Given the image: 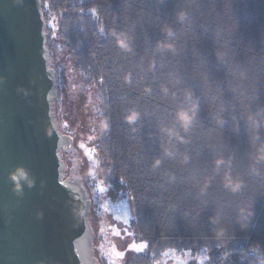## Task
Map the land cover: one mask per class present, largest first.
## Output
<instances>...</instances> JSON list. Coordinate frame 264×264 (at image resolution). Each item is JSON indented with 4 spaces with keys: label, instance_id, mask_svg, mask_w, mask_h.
I'll return each instance as SVG.
<instances>
[{
    "label": "trees",
    "instance_id": "16d2710c",
    "mask_svg": "<svg viewBox=\"0 0 264 264\" xmlns=\"http://www.w3.org/2000/svg\"><path fill=\"white\" fill-rule=\"evenodd\" d=\"M40 2L50 68L69 51L81 85L98 91L101 168L130 198V227L147 245L125 264H163L170 253L264 264V0ZM58 101L67 165L73 138ZM185 111L195 113L187 128Z\"/></svg>",
    "mask_w": 264,
    "mask_h": 264
},
{
    "label": "water",
    "instance_id": "95a60500",
    "mask_svg": "<svg viewBox=\"0 0 264 264\" xmlns=\"http://www.w3.org/2000/svg\"><path fill=\"white\" fill-rule=\"evenodd\" d=\"M45 27L40 0H0V264H94L77 157L60 156Z\"/></svg>",
    "mask_w": 264,
    "mask_h": 264
},
{
    "label": "rangeland",
    "instance_id": "374dc122",
    "mask_svg": "<svg viewBox=\"0 0 264 264\" xmlns=\"http://www.w3.org/2000/svg\"><path fill=\"white\" fill-rule=\"evenodd\" d=\"M55 32L57 22H53ZM52 69L57 71L58 110L66 132L76 134L73 152L77 157L78 173L88 193V222L93 229V253L100 264H125L128 256L143 252L145 243L130 227L133 217L129 197L115 194L105 180L102 164L104 154L96 148L98 127V91L84 88L81 77L73 69L69 51L53 57ZM65 178V172H64ZM94 231V232H93ZM163 264H196L188 254L170 253Z\"/></svg>",
    "mask_w": 264,
    "mask_h": 264
},
{
    "label": "clouds",
    "instance_id": "9594fccd",
    "mask_svg": "<svg viewBox=\"0 0 264 264\" xmlns=\"http://www.w3.org/2000/svg\"><path fill=\"white\" fill-rule=\"evenodd\" d=\"M118 43L120 44L121 47H125V48L127 47V43L124 40H119ZM136 118H137L136 115L133 114L132 116L128 117V120L129 122H134ZM179 118L182 121L183 126L187 128L191 125L193 119L195 118V113L193 112L192 115H189V113L186 111L181 112L179 115ZM24 176H25V173L22 170H18V173L13 176V180L18 181L20 178H23ZM245 211L246 210L243 208L240 209L241 216L245 214ZM213 223H218V221L214 220Z\"/></svg>",
    "mask_w": 264,
    "mask_h": 264
},
{
    "label": "snow or ice",
    "instance_id": "6c2138e0",
    "mask_svg": "<svg viewBox=\"0 0 264 264\" xmlns=\"http://www.w3.org/2000/svg\"><path fill=\"white\" fill-rule=\"evenodd\" d=\"M147 245H145V247H146Z\"/></svg>",
    "mask_w": 264,
    "mask_h": 264
}]
</instances>
